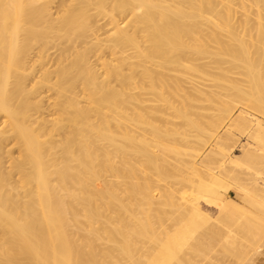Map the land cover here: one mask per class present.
Segmentation results:
<instances>
[{"label":"bare ground","instance_id":"6f19581e","mask_svg":"<svg viewBox=\"0 0 264 264\" xmlns=\"http://www.w3.org/2000/svg\"><path fill=\"white\" fill-rule=\"evenodd\" d=\"M252 109L264 0H0V264H258Z\"/></svg>","mask_w":264,"mask_h":264},{"label":"rangeland","instance_id":"374dc122","mask_svg":"<svg viewBox=\"0 0 264 264\" xmlns=\"http://www.w3.org/2000/svg\"><path fill=\"white\" fill-rule=\"evenodd\" d=\"M213 88H215V89H218L217 87H213ZM253 113H255L257 116H260V117H262L263 119H264V113H262V112H259L258 111V113H256V110H251ZM255 111V112H254ZM236 145V144H235ZM206 148H208V147H206ZM205 148V150H203V151H205V152H207V150H209V149H206ZM234 149H236L235 151H236V153H239L238 151H239V148L238 147H234ZM220 156V155H219ZM218 155H217V160H218V164H220L219 162L221 161V159L220 158H218L219 157ZM220 159V160H219ZM222 162V161H221ZM216 163V165H214L215 167L218 165ZM217 167H219V169H220V166L218 165ZM181 185V184H180ZM235 188H230V196L233 198H237L236 196V194H237V190L235 189ZM237 200V199H236ZM246 229V228H245ZM245 229L244 230H241V233H243L242 234V237H245V239L243 238V243H244V245H245V253H243V255L245 256V254H247V252H248V254H251L250 253V251L251 252H253V250L257 247V246H260V245H262V248H264V222L263 221H260V224H259V226L255 229V231H248L247 229H246V231H245ZM242 231H244V232H242ZM244 235V236H243ZM248 250V251H247ZM242 255V256H243ZM242 256H241V261L240 262H238V263H244V261H243V258H242ZM256 261H257V263L258 264H264V256H259L257 259H256Z\"/></svg>","mask_w":264,"mask_h":264}]
</instances>
